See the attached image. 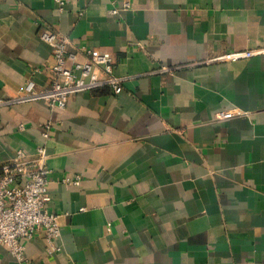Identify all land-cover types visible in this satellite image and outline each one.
<instances>
[{
    "label": "crops",
    "instance_id": "obj_1",
    "mask_svg": "<svg viewBox=\"0 0 264 264\" xmlns=\"http://www.w3.org/2000/svg\"><path fill=\"white\" fill-rule=\"evenodd\" d=\"M128 1L0 0V98L49 81L43 25L125 78L65 107L0 105V172L44 144L61 224L59 250L40 231L24 260L0 244V264H264V52L208 61L264 48V0Z\"/></svg>",
    "mask_w": 264,
    "mask_h": 264
},
{
    "label": "built area",
    "instance_id": "obj_2",
    "mask_svg": "<svg viewBox=\"0 0 264 264\" xmlns=\"http://www.w3.org/2000/svg\"><path fill=\"white\" fill-rule=\"evenodd\" d=\"M60 7L67 0H57ZM110 14H118L121 9L130 7L128 0L120 5L117 0H109ZM39 37L51 46V62L46 65L49 81L37 87L33 80H27L17 94L0 98V105L44 101L49 107H65L69 98L81 91H91L109 86L119 92L124 77L114 73V60L110 52L84 48V59H78L77 52L67 49V38L50 26L43 25ZM264 52V48H250L227 51L215 55L208 61H235ZM51 134V123L43 125L45 140ZM48 153L44 144L38 145L34 155L22 148H16L9 162L0 172V244L6 247L18 260H24V239L42 232L47 241L49 252L59 250L56 241L61 235L59 215L48 208L51 200L49 188L50 169L47 166ZM65 185L80 182V177L66 175L62 178Z\"/></svg>",
    "mask_w": 264,
    "mask_h": 264
}]
</instances>
